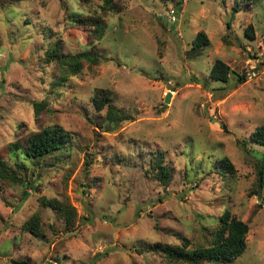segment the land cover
I'll return each mask as SVG.
<instances>
[{"label":"rangeland","instance_id":"rangeland-1","mask_svg":"<svg viewBox=\"0 0 264 264\" xmlns=\"http://www.w3.org/2000/svg\"><path fill=\"white\" fill-rule=\"evenodd\" d=\"M6 1L0 155L21 180L0 179V264H168L144 247L182 239L206 245L225 208L248 225L246 249L233 261L202 264H264V204L247 195L264 154V145L248 138L264 122V0L238 12L233 0H117L119 10L103 13L101 0ZM75 12L80 18H71ZM89 18L103 22L99 38ZM249 25L253 37L244 34ZM197 30L209 45L191 47ZM57 41L62 52L93 47L100 61L59 82L44 55ZM218 58L232 68L226 81L208 78ZM251 64L256 74L238 82ZM102 88L127 120L109 122L104 108L92 107ZM51 125L71 135L63 153L33 163L9 150L10 142ZM160 150L171 169L167 184L145 172ZM223 156L233 175L214 169ZM48 197L76 208L70 229L41 203ZM35 215L38 234L23 226Z\"/></svg>","mask_w":264,"mask_h":264},{"label":"trees","instance_id":"trees-1","mask_svg":"<svg viewBox=\"0 0 264 264\" xmlns=\"http://www.w3.org/2000/svg\"><path fill=\"white\" fill-rule=\"evenodd\" d=\"M15 1V0H7ZM6 1V2H7ZM166 1V0H164ZM258 0H233L232 9L234 12H238L243 6H247L248 3H253ZM181 0H177L180 3ZM100 8L102 13L106 10H119V4L117 0H101ZM78 14V15H77ZM80 12L72 14L71 18H80ZM93 25V34L97 38L102 36L104 24L97 18H89ZM228 22H226V25ZM195 36L192 39L191 47L202 48L205 45H209L210 40L208 35L203 30H197ZM244 34L252 36V30L250 25L247 30H244ZM58 41L53 42L44 52L45 58L51 60L57 66V77L59 82L79 72L84 63L88 62L91 65H96L100 61V54L93 47L81 49L73 52H62L58 47ZM232 68L230 65L220 58L215 59L209 70L208 78L213 81H226ZM244 73L237 75V81H244ZM96 93L91 98L92 107L96 111L102 110L104 112L102 119L112 123H120L123 120H127L128 116L119 107H116L111 101V93L107 88L97 89ZM34 112L40 109V105L34 104ZM248 138L251 142L264 145V122L258 124L249 134ZM71 140V135L63 130L60 125L46 126L35 132H29L23 138L17 139L14 142L9 143V150L20 149L21 154L24 157L31 159L33 163H36L45 156L53 154L55 152L63 153L66 151ZM89 154V153H86ZM153 157L148 160V167L145 168V172L150 173L154 179H157L163 184L169 183L171 180V169L164 162L165 156L162 150L154 153ZM0 155V179L8 183L20 182L19 176L12 173V170L6 165ZM118 162L119 157L115 159ZM85 164L91 163V158L88 156L84 159ZM23 163H17V166L23 167ZM217 174L233 175L234 169L230 159L227 156H223L218 166L214 168ZM255 182L252 188L247 191V195H254L257 198L256 205L260 206L264 204V196L262 191L264 189V154L260 156L255 166ZM27 196V192L22 190V198ZM43 205H49L56 209L59 218H62L66 229H70L73 225L74 217L76 216V208L69 202L59 201L54 197L40 198ZM255 205V208L257 206ZM23 226L29 229L33 234H38V218L37 215L29 217L23 224ZM248 225L233 215L230 209L225 208L219 215L216 225L210 231V240L206 245H196L190 247L191 242L187 239H182L180 244L171 242H156L149 247H144L145 251H152L164 256L168 264H202L205 261L214 262H229L239 257L244 249H246V233ZM45 264H52L50 261H46Z\"/></svg>","mask_w":264,"mask_h":264},{"label":"built area","instance_id":"built-area-1","mask_svg":"<svg viewBox=\"0 0 264 264\" xmlns=\"http://www.w3.org/2000/svg\"><path fill=\"white\" fill-rule=\"evenodd\" d=\"M168 9H169L168 10L169 13H168V16H166V17H168L169 21L175 20L174 12H175V9L176 8L174 6H172V7H169ZM255 74H256V71L254 69V64H251L250 67H249V69L247 70V72H245L244 78L245 79L252 78ZM49 261L52 264H58V262L56 260L49 259Z\"/></svg>","mask_w":264,"mask_h":264},{"label":"water","instance_id":"water-1","mask_svg":"<svg viewBox=\"0 0 264 264\" xmlns=\"http://www.w3.org/2000/svg\"><path fill=\"white\" fill-rule=\"evenodd\" d=\"M171 97V92L169 90L166 91V94L164 96V103L163 105H166V103H168V101L170 100Z\"/></svg>","mask_w":264,"mask_h":264}]
</instances>
